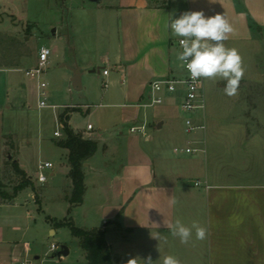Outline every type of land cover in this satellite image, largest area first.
<instances>
[{
	"label": "crops",
	"instance_id": "0c3cea01",
	"mask_svg": "<svg viewBox=\"0 0 264 264\" xmlns=\"http://www.w3.org/2000/svg\"><path fill=\"white\" fill-rule=\"evenodd\" d=\"M101 1L78 0L72 8L69 28L76 57L70 70L78 65L84 83L85 73L89 77L98 64L104 67L98 66L97 73L113 64L116 74L109 77L108 70L104 75L109 77L104 88H112L103 99L109 101L107 107L119 109L106 110L103 116L114 124L130 125L110 137L93 125L81 131L70 127L75 133H91L88 137L97 143L83 164L85 192L78 205L85 211L84 228L105 229L112 257L121 264L132 259L143 264L148 257L153 264H162L166 255L177 257L181 264H264V163L256 170L251 166L254 147L244 126L207 125L205 114L197 113L196 123L202 121L205 128L186 133L181 87L175 96L162 93L161 104L166 103L158 111L142 106L152 80L182 73L177 37L166 27L172 18L187 11H203L206 17L223 14L233 27L224 42H248L254 35L248 17L264 27V0ZM16 69H0V85L3 81L6 88L5 95L0 93V107L8 101L7 90L16 86L21 92L36 93V81L29 77L20 83L11 73ZM176 98L178 110L173 108ZM141 125L144 134L130 131ZM57 147L66 150L67 158L68 150ZM186 147L199 150L186 153L182 150ZM260 147L264 158L263 142ZM110 162L118 163L116 172L108 168ZM68 173L69 167L66 200L72 189ZM172 199L178 203L172 205ZM177 218L188 226L198 221L207 227V238L198 241L193 235L182 244L169 228ZM50 232L56 229L51 227ZM26 248L29 251L27 244L18 242L1 244L0 251L9 253L0 259L22 256Z\"/></svg>",
	"mask_w": 264,
	"mask_h": 264
},
{
	"label": "rangeland",
	"instance_id": "374dc122",
	"mask_svg": "<svg viewBox=\"0 0 264 264\" xmlns=\"http://www.w3.org/2000/svg\"><path fill=\"white\" fill-rule=\"evenodd\" d=\"M9 1L11 3L0 0V69L17 68L11 73L25 84L29 77L24 70L35 64L38 48L47 46L51 53L41 76L46 84V106H37L39 98L35 90L21 92L16 86L7 90L8 101L0 107V183L11 193L20 182L21 176L12 165L17 159L33 183L11 200L0 199V245L27 244L30 248L28 256L34 264H85L79 238L67 225L55 224L70 218L75 226L86 227L85 211L80 205L70 206L65 199L69 163L66 150L55 143L62 135L56 137L53 132L58 130L62 134L58 116L63 112L68 113V124L75 131L85 129L87 123L99 129L104 137L118 134L120 129L127 131L130 124H114L103 116L106 110L119 109L107 107L109 101L103 99L112 88L109 85L105 89L103 82L116 74L115 66H105L110 73L106 77L97 73L98 66L104 67L98 64L89 77L85 73L84 83L81 80L85 88H73L70 63L76 56L69 25L72 8L78 0ZM109 1L114 0L101 2ZM253 28L254 35L248 42H224L226 47L236 48L243 60L245 72L237 94L227 96L223 91L226 83L223 80H203L202 99L207 125L236 122L244 126V133L254 147L251 166L256 170L264 163V158H260V146L264 143V27L254 23ZM5 91L2 81L0 93L5 95ZM173 102V108L178 110L179 100L176 98ZM165 103L164 100L163 104L152 107L158 111ZM7 104L10 106L6 107ZM201 110H198L199 114H202ZM83 135L87 137L91 133L84 132ZM120 160L122 158L117 162ZM44 161H49L52 166L43 170L47 181L40 183L37 166ZM118 163L107 165L116 172ZM51 170L55 171L54 175H50ZM51 227L56 229L55 233L50 232ZM61 246L67 247L66 256L59 253ZM8 253L6 249L0 251V255Z\"/></svg>",
	"mask_w": 264,
	"mask_h": 264
},
{
	"label": "clouds",
	"instance_id": "9594fccd",
	"mask_svg": "<svg viewBox=\"0 0 264 264\" xmlns=\"http://www.w3.org/2000/svg\"><path fill=\"white\" fill-rule=\"evenodd\" d=\"M175 37H179L181 51L177 59L188 71L193 81L223 80L226 82L223 89L227 96H234L238 92L239 84L244 77L243 60L236 48L226 47L224 41L233 32L232 24L223 14L206 17L203 11H187L179 18L171 19L166 25ZM176 199L171 200L176 205ZM172 236L179 238L182 244H188L193 235L196 240L207 238L208 229L198 221L190 226L177 218L169 225ZM128 264H137L135 259ZM144 264H153L148 257ZM162 264H181L180 260L172 255L162 257Z\"/></svg>",
	"mask_w": 264,
	"mask_h": 264
},
{
	"label": "built area",
	"instance_id": "2783aa9c",
	"mask_svg": "<svg viewBox=\"0 0 264 264\" xmlns=\"http://www.w3.org/2000/svg\"><path fill=\"white\" fill-rule=\"evenodd\" d=\"M180 38L177 37L175 39V43L177 44L179 48V52L181 51ZM51 50L47 46H40L37 50L36 54V61L35 64L24 70L26 76L35 79L36 81V95L39 98L37 106L38 107H44L46 106L45 103V82L41 79V76L48 65L49 56H50ZM180 68H181V75L180 76H170L166 77L164 79H156L152 80L148 84V96L147 101L142 103L143 107L147 106H154L161 104L163 102L162 93H170L173 94L178 91V89L182 88V100L180 102V109L181 112L184 115V128L186 133H190L193 130L196 129H204L205 124L201 121L200 123H196L194 119V115L197 113H200L198 110L202 109L201 113L203 112L204 104L202 99V86H203V79L199 82L193 81L190 78V75L186 68L182 65L180 62ZM102 74L106 75L108 73L107 68L102 69ZM107 82H103V86H106ZM100 105V104H99ZM87 108L90 107V105H86ZM92 128L91 124H87V130H90ZM131 132H139L144 134L145 133V125L141 126H135L130 128ZM54 136H61L60 132L58 130H55L53 132ZM175 151H178L179 148H175ZM186 153H193L195 151H198L199 148H192V147H186L184 149ZM38 173H37V181L40 183H44L47 181V176L43 172L44 169L50 168L51 163L49 161H44L38 164ZM200 182L196 181L195 185H199ZM60 250V248H59ZM29 251L28 248L25 250V254L22 256H11L8 259H0V264H34V261L29 258L28 256Z\"/></svg>",
	"mask_w": 264,
	"mask_h": 264
},
{
	"label": "trees",
	"instance_id": "16d2710c",
	"mask_svg": "<svg viewBox=\"0 0 264 264\" xmlns=\"http://www.w3.org/2000/svg\"><path fill=\"white\" fill-rule=\"evenodd\" d=\"M249 25L254 27V22L248 17ZM226 84V83H225ZM61 125L63 137L56 141V145L64 147L68 150L69 177L72 182V189L68 196L71 205H78L83 201L85 192L84 183V167L83 164L91 157L96 149L97 143L88 136L75 133L68 124V113H61L58 116ZM12 165L16 173L21 176L20 182L15 185L12 192H7L0 183V199L11 200L19 191L32 184L30 178L25 171L20 168L17 161H12ZM56 225H67L71 233L79 238V243L84 251L85 264H118L111 254L109 245L105 238V229L91 228L86 229L77 227L70 218H66L63 222H56ZM144 264V263H143Z\"/></svg>",
	"mask_w": 264,
	"mask_h": 264
},
{
	"label": "water",
	"instance_id": "95a60500",
	"mask_svg": "<svg viewBox=\"0 0 264 264\" xmlns=\"http://www.w3.org/2000/svg\"><path fill=\"white\" fill-rule=\"evenodd\" d=\"M90 1H99V0H90ZM72 78H71V84L72 87L75 89H81V71L80 67L78 65H75L72 69ZM59 253L63 256H66L68 254V249L66 246H61Z\"/></svg>",
	"mask_w": 264,
	"mask_h": 264
}]
</instances>
